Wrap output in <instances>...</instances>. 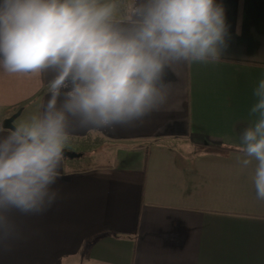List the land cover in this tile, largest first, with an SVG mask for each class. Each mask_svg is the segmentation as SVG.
I'll return each mask as SVG.
<instances>
[{"label":"crops","instance_id":"crops-1","mask_svg":"<svg viewBox=\"0 0 264 264\" xmlns=\"http://www.w3.org/2000/svg\"><path fill=\"white\" fill-rule=\"evenodd\" d=\"M217 2L229 26L226 54L170 64L167 100L142 121H70L63 148L81 155L63 156L50 207L11 214L0 264H264L256 162L243 166L239 150L264 79V0ZM50 79L0 68V136L19 110L16 127L42 111Z\"/></svg>","mask_w":264,"mask_h":264},{"label":"clouds","instance_id":"clouds-1","mask_svg":"<svg viewBox=\"0 0 264 264\" xmlns=\"http://www.w3.org/2000/svg\"><path fill=\"white\" fill-rule=\"evenodd\" d=\"M230 42L217 0H0V68L50 73L42 111L0 136V240L11 214H39L57 199L70 121L110 128L142 121L167 100L175 62L216 63ZM240 132L243 166L264 200V79Z\"/></svg>","mask_w":264,"mask_h":264},{"label":"water","instance_id":"water-1","mask_svg":"<svg viewBox=\"0 0 264 264\" xmlns=\"http://www.w3.org/2000/svg\"><path fill=\"white\" fill-rule=\"evenodd\" d=\"M22 110H19L18 112H16L15 114L11 115L10 117L6 118L5 120H3L2 122V127L5 129H9L12 130L14 129L16 126L14 125V121L16 120V118L20 115ZM63 156L65 157H79L81 154L79 153H75L72 151H69L65 148H63Z\"/></svg>","mask_w":264,"mask_h":264},{"label":"rangeland","instance_id":"rangeland-1","mask_svg":"<svg viewBox=\"0 0 264 264\" xmlns=\"http://www.w3.org/2000/svg\"><path fill=\"white\" fill-rule=\"evenodd\" d=\"M102 151H103V150H101L100 152L98 151V152H99L98 154H100ZM101 154H102V155H104V154H105V156H106V154H107V158H110V157H109L110 153H107V152H105V151H104V152H103V153H101Z\"/></svg>","mask_w":264,"mask_h":264},{"label":"trees","instance_id":"trees-1","mask_svg":"<svg viewBox=\"0 0 264 264\" xmlns=\"http://www.w3.org/2000/svg\"><path fill=\"white\" fill-rule=\"evenodd\" d=\"M208 149H210V150H213L214 148H213V149H211V148H208ZM219 149H221V150L223 149V150H224L225 148H219ZM215 150H217V149H215Z\"/></svg>","mask_w":264,"mask_h":264}]
</instances>
